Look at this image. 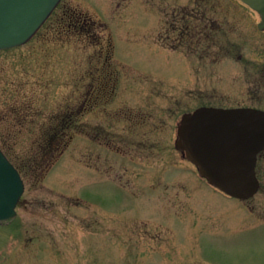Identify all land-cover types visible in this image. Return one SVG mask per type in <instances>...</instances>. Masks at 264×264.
<instances>
[{"label":"rangeland","instance_id":"1","mask_svg":"<svg viewBox=\"0 0 264 264\" xmlns=\"http://www.w3.org/2000/svg\"><path fill=\"white\" fill-rule=\"evenodd\" d=\"M205 7L214 13L213 29L259 21L237 0H207ZM64 9L85 25L90 21V37L57 27L50 18L25 45L0 52L1 146L13 162L35 160L23 174L15 218L0 224V264H264V151L256 165L260 190L239 201L198 179L196 168L170 144L174 121L197 105L188 102L183 87L189 66L199 64L186 46L177 53L166 47L174 37L167 38L170 16L193 10L200 18L204 6L195 0H62L56 15ZM92 63L116 72L117 93L128 99L129 109L145 106L165 128L142 164L95 147L89 114L81 119L82 134L72 139L69 132L52 141L50 151L36 152L45 133L58 129L66 112L75 113L77 95L89 88ZM175 77L182 79L172 88ZM193 82L201 87L202 76ZM206 86L217 88L216 75ZM92 150L109 164L96 161L94 170ZM157 174L160 181L149 177ZM137 215L145 217L140 226L124 222ZM142 226L144 235L138 236Z\"/></svg>","mask_w":264,"mask_h":264},{"label":"flooded vegetation","instance_id":"2","mask_svg":"<svg viewBox=\"0 0 264 264\" xmlns=\"http://www.w3.org/2000/svg\"><path fill=\"white\" fill-rule=\"evenodd\" d=\"M195 1L204 6L200 18L194 15L193 10L187 14L171 15L170 20H173L172 23L170 22V32L172 35L169 34L167 37L174 36L173 41L166 46L168 49L177 53L180 46L184 45L190 54L196 55L199 62L197 69L189 66L188 80L183 87V95L188 102L192 103L193 100H196L197 105L189 111H183L182 114L191 113L201 107L264 111V31L258 29V21L249 18L246 20L248 26H245L244 23L236 25L235 28L231 27L232 29H227L228 26L213 29L210 23L214 13L209 14L205 7L207 0ZM159 36L161 37V35ZM100 49L99 58L104 52L103 48ZM251 54H256L257 57L253 58ZM209 57L212 62H205ZM107 58L108 56L104 58L105 62L108 60ZM227 59L232 60V63L226 64L225 60ZM212 66H217L216 71L210 72ZM90 68L88 73L89 88L86 93L78 94L76 97L77 108L72 119L73 131L78 135L82 134L81 119L89 114L93 119V122L89 124V140L95 147L101 146L121 158L130 156L131 160L129 161L142 164L157 143H160L154 141L153 138L155 139L156 135L165 128L161 126L158 116L156 119L157 114L148 112L145 106L137 107L135 112L129 109L128 99L123 94L117 93L119 79L115 75L116 72H114V76L117 78H114L110 71L106 73L107 69L104 67H95L92 63ZM198 73L202 76L203 82L201 87L194 88L193 78ZM109 75L112 76L109 77ZM210 75H216L217 88L206 86ZM181 79L176 77L171 79V87L175 86L173 83L181 82ZM228 80L231 85H227ZM158 86L161 88V83H158ZM171 87L169 85V89H172ZM161 96L163 95L158 94V97ZM177 98V93L172 92L169 99L176 104ZM107 107H111V109H107ZM115 124L118 127H114ZM176 128L177 121H174L173 130H170L171 135L173 134L170 144L172 142L174 149ZM175 151L178 152L176 149ZM178 153L184 162H188L182 153ZM91 157L94 170L97 168L96 161L100 160L105 164L110 162L106 157L101 160L95 150L91 151ZM107 171H111V168L107 167ZM107 171L105 170L106 175L109 176ZM149 177L160 181L162 175L157 174ZM127 191L131 197L139 198L134 195L132 190ZM142 219L145 217L128 216L124 222L132 223L131 225L137 223L140 226L143 224ZM156 230L158 229H154L153 233L158 235L160 231ZM139 231L137 232L138 236L144 235V226L140 227Z\"/></svg>","mask_w":264,"mask_h":264},{"label":"water","instance_id":"3","mask_svg":"<svg viewBox=\"0 0 264 264\" xmlns=\"http://www.w3.org/2000/svg\"><path fill=\"white\" fill-rule=\"evenodd\" d=\"M241 1L260 15L259 28L264 29V0ZM59 2L0 0V50L26 43ZM243 111H248L244 112L247 115L239 110L217 109H199L185 115L176 144L210 184L238 199H248L257 192L256 155L264 149V113ZM23 191L18 171L0 150V222L16 215Z\"/></svg>","mask_w":264,"mask_h":264},{"label":"trees","instance_id":"4","mask_svg":"<svg viewBox=\"0 0 264 264\" xmlns=\"http://www.w3.org/2000/svg\"><path fill=\"white\" fill-rule=\"evenodd\" d=\"M79 21H77V20H75L74 18H72V15L71 16H69L68 14L67 15H64V18H63V26H62V28L64 27V30H66V29H68V31L69 32H71V31H77V33L79 32V31H81V33H79V34H84V33H86V34H90L89 33V29L88 28H86V27H84V25H82V23H80ZM66 25V26H65ZM17 112V110H13V112ZM19 114V113H18ZM64 129L62 128V126H60L58 129H56V130H52V132L51 133H45L46 135H44V139L42 140V145H43V147L41 146V147H39V148H37L38 150H36V152L37 151H42V149H47L48 151H50V149H51V147H52V144H53V142L52 141H54V140H56V138L57 137H63L64 136V134H63V131ZM43 134V133H42ZM40 137H42L41 135H40ZM6 140V138H5V136H4V134H1L0 133V146L1 145H4V141ZM39 140H41V139H38V141ZM2 147V146H1ZM36 149V148H35ZM4 150V149H3ZM4 152H5V150H4ZM6 153V152H5ZM30 157V159H31V156H29ZM32 160V159H31ZM33 161H35V160H33ZM33 161H24L23 159H21L20 161H14V164H15V166L17 167V169L22 173V174H26V173H28L29 171H30V169H29V167L31 166V168L33 167V165L34 164H32L31 162H33ZM35 163V162H34ZM36 164V163H35ZM24 171H25V173H24Z\"/></svg>","mask_w":264,"mask_h":264}]
</instances>
